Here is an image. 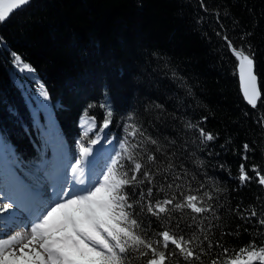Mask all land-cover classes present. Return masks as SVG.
<instances>
[{
  "label": "trees",
  "instance_id": "obj_1",
  "mask_svg": "<svg viewBox=\"0 0 264 264\" xmlns=\"http://www.w3.org/2000/svg\"><path fill=\"white\" fill-rule=\"evenodd\" d=\"M225 36L237 49L250 46L261 91L255 108L241 95L237 59ZM14 53L33 70L18 65ZM84 116L97 122L98 132L81 138L77 122ZM262 116L264 0H32L0 22L3 195L39 188L37 160H48L56 172L71 164L76 139L86 147L107 134L118 152L126 126L134 123L144 133L137 142L159 158L157 145L147 143L157 140L165 162L171 157L177 172L187 171L193 191L201 183L223 190L213 241L229 256L253 240L264 246L256 218L245 223L230 211L251 206L264 217L262 186L238 179L242 164L251 177L253 165L264 174ZM106 118L111 123L104 128ZM200 129L215 139L205 142ZM151 228L162 230L155 222Z\"/></svg>",
  "mask_w": 264,
  "mask_h": 264
},
{
  "label": "snow or ice",
  "instance_id": "obj_2",
  "mask_svg": "<svg viewBox=\"0 0 264 264\" xmlns=\"http://www.w3.org/2000/svg\"><path fill=\"white\" fill-rule=\"evenodd\" d=\"M31 2L0 0V22L14 9L22 10V6ZM224 40L238 61L243 96L255 108L261 91L250 46L246 52L234 47L227 36ZM13 55L18 65L33 70L23 65L18 55ZM109 123L111 120L106 118L103 127L107 128ZM258 123L264 124V116ZM199 131L205 142L215 139L203 129ZM137 136L143 137L144 133L129 123L119 151L110 157L103 171L88 181L80 163L71 168L73 176L78 177L72 185L65 184L53 203L30 225H25L24 231L0 238V264H204L203 258L211 257L214 248L220 251L209 264H264V246L257 247L254 240L246 247L233 250L229 256L230 250L220 240L210 238L214 235L213 229L219 227L214 221L220 219L217 204L223 190L214 183L205 190V184L201 183L193 191L187 171L177 172L171 157L165 162L166 154L157 140L148 137L147 143L157 145L155 152L161 153L159 158L145 148L143 140L137 142ZM243 147L247 153L249 145ZM81 151L90 153L89 148ZM251 171L254 177L248 175L243 164L240 166L241 185L255 179L264 186L260 169L253 165ZM157 176L163 182L157 181ZM10 206L4 204L0 212ZM230 211L245 223H253L256 218L254 223L264 227V217H258L251 206L241 209L237 205ZM141 216L155 217V221L148 219L145 223ZM154 222L162 230H153ZM223 235L231 233L221 232Z\"/></svg>",
  "mask_w": 264,
  "mask_h": 264
},
{
  "label": "rangeland",
  "instance_id": "obj_3",
  "mask_svg": "<svg viewBox=\"0 0 264 264\" xmlns=\"http://www.w3.org/2000/svg\"><path fill=\"white\" fill-rule=\"evenodd\" d=\"M97 127H98L97 122L90 116L81 117L77 122L78 135L81 134V138H83V136L88 135V134H93V133L96 134L98 132ZM80 140L81 139L74 140L75 157H74L73 162L69 165V168L67 167L66 172L64 170L59 175H55L53 173L55 167L50 166L51 164H48L46 162H40L39 160H37L39 162H36V166L34 168L36 170V174L40 176V179H41V181H39V184L37 186L41 187L44 185V191L48 193L43 192V195H44L43 198L49 199V196H53V200L51 201V203H53L54 197L56 195L55 188L61 187L59 184L62 181L64 176H65V180L64 182H62V187L65 184L72 185L75 179H78V177H74L73 173L71 172V168L75 167L77 163H80L81 170L84 173V178L86 181H88L91 175L92 167H93L92 162L95 160L98 151L100 152L103 150L102 151L103 155L101 157L102 163L100 164V169L96 175H98L101 171H103L106 168L110 157H112L117 151L114 141L111 138H109L107 134L98 143L93 144V145L88 144L87 145L88 147L86 146L87 148L90 149V153L88 154L82 153L81 151L82 148L81 146H79V143L81 144ZM65 165H68V163H66ZM52 173L54 174V176L52 175ZM47 177L48 179H46ZM35 193H38V192H35ZM32 195H33L32 190L29 187L26 189V192L21 195V197H20V194L17 196H14V195L11 196V195H3L0 193V207H2L4 204L11 205L7 209V211L0 212V238L10 236L16 232L24 231V226L30 225V223L33 220H35L36 217L41 213L40 212L36 216H33L28 221L15 222L17 218L23 219L28 214L29 215L32 214L31 210H26L24 213L21 209L22 202H26L29 199V197ZM43 205L44 204H42V206Z\"/></svg>",
  "mask_w": 264,
  "mask_h": 264
},
{
  "label": "bare ground",
  "instance_id": "obj_4",
  "mask_svg": "<svg viewBox=\"0 0 264 264\" xmlns=\"http://www.w3.org/2000/svg\"><path fill=\"white\" fill-rule=\"evenodd\" d=\"M102 151H100V152L98 151L99 154L97 153L95 160L92 162V166L93 167H92V170H91V175H90V177H89L88 180H90L93 176H95L98 173L99 169H100V164L102 163V158L101 157L103 155ZM52 175H53V173H52ZM46 179H48V177ZM64 180H65V178L63 177L62 181L59 184L61 187L55 188L56 189L55 190L56 191L55 193H58L61 190V188H62V182H64ZM35 192H38V193H35ZM43 192L44 193H48V192L44 191V185L41 186V187H39L36 190H32V194L33 195L30 196L29 199L26 202H22V207H21V209H22V211L24 213H25L26 210H31L32 211V214L31 215L28 214L23 219L22 218H17L15 222H25V221H28L30 218H32L33 216H36L38 213L42 212L44 209L47 208V206H49L51 204V201L53 200V196H49V199L43 198V196H44L43 195ZM56 198L57 197L55 195L54 200ZM42 204H44V205L42 206ZM36 211H38V212H36Z\"/></svg>",
  "mask_w": 264,
  "mask_h": 264
},
{
  "label": "water",
  "instance_id": "obj_5",
  "mask_svg": "<svg viewBox=\"0 0 264 264\" xmlns=\"http://www.w3.org/2000/svg\"><path fill=\"white\" fill-rule=\"evenodd\" d=\"M23 7H24V6H22V8H23ZM18 10H20V9H14V10L9 14L8 18H9L14 12H16V11H18ZM8 18H7V19H8ZM237 65H238V61H237ZM237 65H236V72H237V77H238V82H239L240 92H241V95H242V97H243L245 103L248 105L247 101L245 100V98H244V96H243L242 85H241V82H240V79H239V74H238V67H237ZM255 73H256V71H255ZM256 75H257V74H256ZM257 77H258V76H257ZM258 85H259V79H258ZM257 104H258V102H257ZM248 106H250V105H248ZM250 107H251V106H250ZM251 108H253V107H251ZM263 162H264V141H263ZM262 188H263V194H264V186H262Z\"/></svg>",
  "mask_w": 264,
  "mask_h": 264
}]
</instances>
